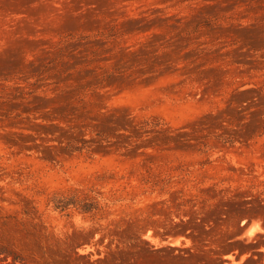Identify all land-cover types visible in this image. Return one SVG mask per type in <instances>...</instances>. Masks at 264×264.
Wrapping results in <instances>:
<instances>
[{
    "label": "rangeland",
    "instance_id": "rangeland-1",
    "mask_svg": "<svg viewBox=\"0 0 264 264\" xmlns=\"http://www.w3.org/2000/svg\"><path fill=\"white\" fill-rule=\"evenodd\" d=\"M0 264H264V0H0Z\"/></svg>",
    "mask_w": 264,
    "mask_h": 264
}]
</instances>
